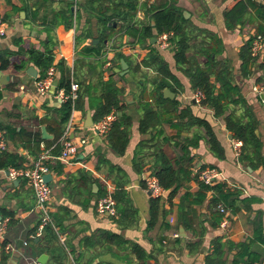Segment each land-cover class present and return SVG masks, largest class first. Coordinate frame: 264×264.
<instances>
[{"label":"crops","instance_id":"0c3cea01","mask_svg":"<svg viewBox=\"0 0 264 264\" xmlns=\"http://www.w3.org/2000/svg\"><path fill=\"white\" fill-rule=\"evenodd\" d=\"M92 1L0 0V18L7 24L6 34L0 36V53L7 52L5 57L11 63L5 68L0 65V71L8 78L5 85L0 84V131L4 132L7 144V149L0 152L16 155L20 160L18 167H23L43 150L56 156L54 151L62 147L63 141L86 138V143L70 162L63 163L51 157L46 161L52 178L50 214H55L60 223L56 229L57 238H47L43 232L36 235L40 215L34 210L31 186L25 178L10 180L6 170L0 168V220L10 219L0 239V264H206L212 240L218 237L224 243L221 259L225 264H264V164L256 158L253 160L255 166L248 159L240 162L242 143L226 129L224 120L233 110L238 114L243 108L228 105L224 113L216 117L209 106L193 102L195 90L186 73L176 65L171 43L168 48H160L157 43L160 33L156 34L154 29L155 43L151 42L152 38L137 42L125 33L121 20L113 23L114 30L104 38L106 32L102 35V29L96 28V19L91 13ZM164 1L170 0H136L132 23L151 21L153 25L150 10ZM254 1L264 3V0ZM233 3V0H174L172 4L194 28L195 38L190 42L192 48L187 56L204 63L203 54L198 52L201 39L207 31L221 39L218 59L228 61L232 83L239 86L256 117L254 133L260 142V158L264 162V97L253 90L256 85L264 87V81L257 80L262 73L257 65L264 62V53L253 58L254 66L248 77L241 75L239 58L240 47L255 34L256 10L248 9L243 25L229 29L225 13ZM151 47L159 51L175 77L173 81L163 76L168 84L162 89L163 100L154 93L159 75L153 68L142 65ZM28 49L50 53L51 64L57 68L58 82L61 62L70 71L75 69V77L71 80L83 92L80 106L72 109L57 140L60 132L58 109L64 101L55 98L54 91L44 96L35 94L34 81L42 77L49 66L43 68L28 60ZM116 53L126 57V60L121 58L127 69L123 75H120L121 59L117 60ZM107 60L113 65L112 72L104 68ZM21 63L24 67L16 70L14 64ZM136 65L140 67L138 71L134 70ZM29 66L34 67L37 77L26 72ZM108 79L123 90L120 94L123 112L131 119L128 141L121 154L109 145L111 128L102 137L95 135L92 126H85L87 113L92 117L95 104L101 98V81ZM21 85L27 90H20ZM165 89L174 96L165 95ZM173 99L178 101L176 108L169 102ZM145 103L154 112L146 122L142 120ZM186 108L194 117L210 124L222 149L221 156L210 149L209 135L203 125L186 115L180 118V111ZM95 122L93 120V124ZM6 126L15 128L11 138L3 128ZM42 126L46 138L42 137ZM21 129L36 132L41 138L38 145L19 137L16 131ZM237 141L240 145L235 148ZM160 151L177 167H185L189 176L186 179L181 173L180 187L171 199H168L170 190L162 195L157 218L150 225V198L155 196L148 193L147 181L158 165L156 153ZM206 167L220 173V178L209 186L222 182L241 192L235 202L238 208L235 213L222 201L218 202L228 211L225 227H220L222 217L219 223L211 218L218 204L211 203L216 196L212 190L206 192L201 204H194L193 210L187 211L185 225L180 221L182 197L186 192L195 193L200 189L203 182L198 176ZM103 180L112 183L113 198L116 191H121L119 201L114 198L117 201L115 218L98 213L96 208L97 200L105 193ZM179 227L183 229L182 235H179ZM106 232L115 237L109 238ZM248 241L250 244L245 252L239 245ZM6 244L13 248L6 251ZM42 254L46 258L41 263L38 259ZM2 255L5 256L3 261Z\"/></svg>","mask_w":264,"mask_h":264},{"label":"trees","instance_id":"16d2710c","mask_svg":"<svg viewBox=\"0 0 264 264\" xmlns=\"http://www.w3.org/2000/svg\"><path fill=\"white\" fill-rule=\"evenodd\" d=\"M92 1V0H91ZM107 1L108 4L104 3ZM174 0L164 1L157 6H154L150 12L149 18L153 21H146L140 23L139 21H134L135 16L136 0H124V1H112V0H96L92 1L91 13L94 16L96 28L100 27L102 29V35L104 38H108L113 28V23L117 20H121L125 25L123 28L127 35L132 36L136 41L150 39L153 36V29L156 34L162 32H172L170 38V43L173 46L174 60L177 66L182 68L190 80V84L193 90H200L204 94V99L201 101L202 104L209 106L214 113V116L218 117L224 113L228 105L239 106L243 108V111L236 113L233 110L231 113L225 116V127L232 132L233 137L241 141V148L239 154V160L242 162L243 159H248L252 165L255 166L253 160L256 158L259 162L264 164L260 158V142L255 137L254 130L257 125V120L255 115L252 113L250 106L247 104L245 99L241 95L240 88L237 84L232 83V69L228 64L227 60L218 59V54L221 51L222 42L215 34L207 31V35L201 39L199 51L203 54L205 58L204 63H199L196 61L194 56H187L186 53L192 48L191 41L195 38L194 28L189 26L187 19H184L183 15L180 13L179 9L174 7L172 4ZM234 3L228 7L226 10V27L233 29L237 24L243 25V18L248 14V9L256 10V34L264 35V3H256L254 0H233ZM89 4L91 2H88ZM87 4V3H86ZM85 4V5H86ZM71 14V13H70ZM72 16V14H71ZM3 19V18H2ZM5 20V19H4ZM250 20V19H249ZM138 25V27H136ZM103 38V39H104ZM253 36H250L247 41L240 47L239 58L241 60L240 71L243 77H248L251 74V67L254 66V60L250 54V43ZM28 57L30 61H33L35 65L47 68L52 62V56L50 53H40L39 51L28 49ZM197 53V52H196ZM7 52L0 53L1 67L5 68L9 64L8 57H5ZM117 60L123 58L126 60L121 53H116ZM142 65L145 67L153 68L159 75L156 78L157 84L154 88V93L158 94V98L162 99V89L168 86L165 78L163 76H169L174 81L175 77L169 72L166 62L160 56L159 51L155 47H151L147 56L143 59ZM16 70H20L24 67V63L19 65L14 64ZM257 69L261 70V76L258 77V81H264V62H260L257 65ZM140 67L136 65L134 67L135 71H138ZM59 82L56 88H52L51 91L56 92L59 89H64L66 92L69 90L70 80L75 77V69L70 71L68 67L64 65V62L60 63L59 68ZM214 78L211 81V78ZM216 83L219 86H216ZM102 94L101 98L97 100L92 115V119L97 121L102 118L112 110L116 111V120L112 123L111 130L108 135V142L111 148L117 153H123L128 141L127 135L130 126V116L123 112L124 103L121 101L120 94L123 90L118 88L112 79L108 81H101ZM83 99V92L79 88L78 98L72 104L70 100L61 103L58 113V129L59 133L56 135V140L63 131V125L67 122L72 109H77L80 106V102ZM163 100V99H162ZM168 101V100H167ZM173 104L174 108L178 106V101L173 99L169 101ZM93 106V103L91 104ZM145 114L143 115L144 120L151 117L154 114L152 108L145 103L143 105ZM188 116V118L193 119L195 122H199L203 125L209 135L210 149L216 153L218 156L222 155V149H220V144L216 140L214 134L210 129V124L201 118L194 117L189 108L180 111V118L182 116ZM1 128V127H0ZM8 131V135L15 133L14 129L9 126L3 127ZM16 134L23 138L25 141L34 142L36 145L41 141V138L36 132L31 130L21 129L16 131ZM61 147H57L54 151L55 155H58ZM184 153L186 150L184 149ZM156 163L153 175L157 178L159 185L164 190H170L168 199H171L180 187L181 173H184V178H188L189 171L185 167H177L172 161L165 156V154L160 151L156 153ZM10 166L18 167L20 166V160L16 155L8 154L7 152H0V168L7 169ZM117 188V187H116ZM212 190L216 193V196L211 199L213 206L219 201H222L226 206L229 207L230 211L235 213L237 207L235 205L236 200L240 195L239 189H230L225 183L217 182L212 186L200 183V189L195 193L186 192L182 201L183 204L180 205V221L185 225V214L187 211H192V206L194 204H201L206 198V192ZM114 198L119 201V194L121 191H116ZM104 194V193H103ZM102 194V196H103ZM162 196L151 197L150 198V222L153 224L156 220L159 209L160 201ZM116 201V202H117ZM162 212V210H160ZM222 215L218 213L217 210H213L211 213V218L216 223H219ZM52 224H47L43 228V233L46 237H56L58 236L57 227L59 228V222L56 220L55 214H51ZM106 236L109 238H114L115 235L106 232ZM229 244V243H227ZM250 241L242 243V249L246 252L249 247ZM223 246L221 238H215L212 240V251L206 256V264H225L222 261ZM137 248V247H136ZM5 259L2 255L1 261Z\"/></svg>","mask_w":264,"mask_h":264},{"label":"built area","instance_id":"2783aa9c","mask_svg":"<svg viewBox=\"0 0 264 264\" xmlns=\"http://www.w3.org/2000/svg\"><path fill=\"white\" fill-rule=\"evenodd\" d=\"M7 31V24L0 18V36H4ZM172 32H162L157 37V43L160 48H168L170 46V38ZM264 53V35L254 34L250 43V54L252 58H259ZM112 63L110 60H107L104 64L105 70L112 72ZM57 77V68L54 64H51L45 71V74L42 77L37 78L34 81V92L39 96L47 95L51 92L54 79ZM20 90H27L23 85L19 87ZM79 86L74 81H70L69 90L66 92L64 89H59L55 92V98H58L60 101L70 100L72 104L78 98ZM253 90L257 93L263 94L264 97V87L256 85L253 87ZM192 98L195 103L200 104L204 99V94L200 90H195ZM116 120L115 112H109L99 120H97L93 125V131L97 136H106L109 132L112 123ZM70 124V123H69ZM69 128V126H68ZM67 128V129H68ZM66 135V133H64ZM86 143V138H80L76 141L65 140L62 142V147L60 152L56 156H51L48 150H43L37 155L36 158L32 160L29 165L23 167H9L6 169L7 176L10 180H16L18 178H25L28 184L31 186L34 194V210L37 211L40 215V222L36 235L39 236L47 224H52L51 218V207L50 201L52 199V189L49 183L45 182L43 175L49 173V169L46 165L48 158H55L63 163L70 162L80 151L81 147ZM240 145V142L237 141L234 146L237 148ZM7 144L4 136V132L0 131V151L6 150ZM239 154V150H237ZM199 180L204 184L210 185L214 181L220 178V173L217 169L212 167H206L199 173ZM105 184V193L102 197L97 200V211L100 214H106L109 217L115 218L117 216L116 211V202L113 198L114 187L112 183L103 180ZM147 191L157 197L165 194L166 190L162 189L159 185L157 178L153 175L147 181ZM217 210L222 214L220 227H225L227 225L226 215L227 209L222 203H218L216 206ZM9 218L6 217L0 220V239L3 237V233L6 230V227L9 223ZM172 221V219L170 220ZM177 236V234H175ZM25 244V243H24ZM13 247L9 244L4 246L6 251L12 249Z\"/></svg>","mask_w":264,"mask_h":264},{"label":"water","instance_id":"95a60500","mask_svg":"<svg viewBox=\"0 0 264 264\" xmlns=\"http://www.w3.org/2000/svg\"><path fill=\"white\" fill-rule=\"evenodd\" d=\"M151 42L152 43H155L156 42V38H152L151 39ZM121 68L123 69L121 72H120V75H123L125 72H126V64H125V62H124V60L123 59H121ZM26 72L30 75V76H32V77H37V73H36V70L34 69V67H32V66H29L27 69H26ZM8 78H7V75H5V74H3L1 71H0V84L1 85H5L6 83H7V80ZM57 83H58V78H55L54 79V81H53V85L54 86H57ZM165 91V95H167L168 97H173L174 96V93H172L171 91H169L168 89H165L164 90ZM262 96H263V94H262ZM193 102H194V100H193ZM93 125V120H92V117H91V115H90V112H88L87 113V116H86V122H85V126L86 127H91ZM42 137L43 138H46V131H45V128H44V126H42ZM7 173V172H6ZM43 179H44V181L45 182H47V183H50L51 182V174L50 173H46V174H44L43 175ZM148 193L149 194H151L150 193V191H148ZM179 231L181 232L179 235H182V232H183V229H182V227H179ZM46 258V255L45 254H42V255H40V257H39V259H38V261L39 262H44V259Z\"/></svg>","mask_w":264,"mask_h":264},{"label":"rangeland","instance_id":"374dc122","mask_svg":"<svg viewBox=\"0 0 264 264\" xmlns=\"http://www.w3.org/2000/svg\"><path fill=\"white\" fill-rule=\"evenodd\" d=\"M50 187H51V184L49 183Z\"/></svg>","mask_w":264,"mask_h":264}]
</instances>
